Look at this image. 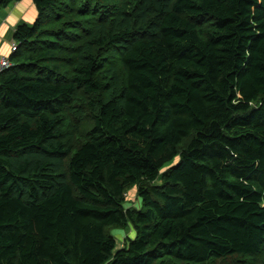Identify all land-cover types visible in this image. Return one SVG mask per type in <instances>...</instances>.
<instances>
[{
	"label": "trees",
	"instance_id": "1",
	"mask_svg": "<svg viewBox=\"0 0 264 264\" xmlns=\"http://www.w3.org/2000/svg\"><path fill=\"white\" fill-rule=\"evenodd\" d=\"M34 3L0 74V264L264 258V0Z\"/></svg>",
	"mask_w": 264,
	"mask_h": 264
},
{
	"label": "crops",
	"instance_id": "2",
	"mask_svg": "<svg viewBox=\"0 0 264 264\" xmlns=\"http://www.w3.org/2000/svg\"><path fill=\"white\" fill-rule=\"evenodd\" d=\"M38 19L34 0H23L0 9V55L11 56V43L18 26L33 25Z\"/></svg>",
	"mask_w": 264,
	"mask_h": 264
},
{
	"label": "rangeland",
	"instance_id": "3",
	"mask_svg": "<svg viewBox=\"0 0 264 264\" xmlns=\"http://www.w3.org/2000/svg\"><path fill=\"white\" fill-rule=\"evenodd\" d=\"M101 1H103V0H101ZM68 3L70 2V1H67ZM90 2H91V0H90ZM83 4H84V2L82 1L81 2V7L83 6ZM89 5H91V3H86V5H85V9H87V11L91 14V17L89 18V19H87L86 21H85V26H84V23H83V21H81L82 23V25H83V29L86 31V33L89 31V29L91 30L92 29V27H93V25H92V23L95 21V19H94V17H93V15L95 14V11H91L89 8H88V6ZM66 9H68V6L66 5V7H65ZM65 15H66V13H65ZM69 17L70 16H66V17H64V21H62L61 23H59V24H57L55 27H53L52 29H56V28H58L60 25H62L63 23H65V22H67V21H69V20H71L72 18H70L69 19ZM96 18H98V16L96 17ZM83 20V19H82ZM76 21L74 20V22H73V24L75 23ZM80 28H82V27H80L79 25H78V27H77V30H79ZM74 30H76V27H74ZM76 30V31H77ZM77 32H79V31H77ZM81 36H83L82 34H80L79 36H78V40H77V42H74L73 43V45H75L76 43H79L80 41V37ZM47 46V45H46ZM68 47H71V44H69V45H67ZM52 49L54 48L52 45L50 46ZM50 47H48V48H50ZM43 48H46L45 46L43 47ZM54 54H56L57 52L56 51H54L53 52ZM57 54H59V53H57ZM114 56V54H111L110 56H108V60H112V57ZM67 121V123H68V127H69V130H70V132H76V125H73V122H72V120H70V119H67L66 120ZM88 122H87V120L86 121H84L83 122V124L81 125V127H80V131L81 132H83V130L85 129V128H87L88 127ZM178 161H176V163H177ZM126 199H127V203L125 204V207H126V209H130V208H132V209H141V207H142V204H141V200L138 198V189H137V187H133V188H131L127 193H126ZM109 232L110 233H112L115 237H116V239H117V241H118V246H117V250H120V249H122L123 248V246H124V244L127 242V240L129 239V237H131V238H133L134 237V234H135V232L133 231V228L131 227V225L129 226V227H126V228H111L110 230H109ZM263 262H264V258H262V257H256L255 258V260L254 261H250V263H252V264H263ZM217 264H224V263H217Z\"/></svg>",
	"mask_w": 264,
	"mask_h": 264
},
{
	"label": "built area",
	"instance_id": "4",
	"mask_svg": "<svg viewBox=\"0 0 264 264\" xmlns=\"http://www.w3.org/2000/svg\"><path fill=\"white\" fill-rule=\"evenodd\" d=\"M19 46H20V44L17 43L16 41H13L11 43V50H10L11 56L16 53ZM11 56L5 57V56L0 55V74L4 73V72L8 71L9 69H11L12 67H14V64L10 60Z\"/></svg>",
	"mask_w": 264,
	"mask_h": 264
}]
</instances>
